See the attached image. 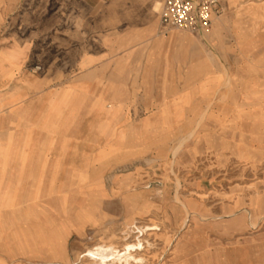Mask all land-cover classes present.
<instances>
[{"label":"rangeland","instance_id":"374dc122","mask_svg":"<svg viewBox=\"0 0 264 264\" xmlns=\"http://www.w3.org/2000/svg\"><path fill=\"white\" fill-rule=\"evenodd\" d=\"M162 1L0 0V51L25 54L19 75L147 92L67 95L64 144L45 145L81 173L36 176L29 201L24 183L1 216L0 264H99V246L131 247L136 260L111 264H264V0H220L203 35L164 32ZM96 97L120 103L107 126Z\"/></svg>","mask_w":264,"mask_h":264},{"label":"crops","instance_id":"0c3cea01","mask_svg":"<svg viewBox=\"0 0 264 264\" xmlns=\"http://www.w3.org/2000/svg\"><path fill=\"white\" fill-rule=\"evenodd\" d=\"M80 1L89 5L88 7H93L98 2V0L97 2L96 0ZM20 52V48L16 46L0 51V222L2 221L1 216L3 213L8 209H17L22 203L21 198H18V195H21L19 190H21L24 183L28 185L30 178L32 183L31 193L26 194L29 197L24 198L25 201L35 199L37 192L35 188L36 176L39 177L46 173L59 175L73 171L77 173V169L81 173V168L75 166L68 170L67 164L69 162L72 164L74 161L71 158H67L65 151L62 150L63 148L60 147L57 151L58 153L55 152V154L54 152L51 153L53 148L49 144L48 146L45 145L50 142L51 137L64 144V136L60 127L68 94H109L114 96L118 94L147 93L145 90L146 86L143 85L146 82L140 84L138 89L143 90L138 92L132 91V89H137V87L131 86L126 88L127 91L118 90L113 82H108L106 87L97 86L98 82L93 80L96 78L92 76L93 73L78 78L79 80H76L74 85H68L64 89L51 90L50 87L47 88L45 86L44 82L42 84L36 82L34 76L28 72L18 74V68L20 69L26 61L25 54L21 55ZM118 73H120L119 70L113 71L111 75L107 76V79L125 78V76H117ZM141 78L147 79L148 76L142 75ZM36 95L38 96L35 97ZM93 101L95 108H99V105L105 106V103H107L105 107H107V113L111 114V116L105 115L107 116L105 125H109V122L114 120V113L120 108L119 101L111 99L105 102L98 97ZM112 106L113 108H111ZM91 121L99 124L98 117ZM51 124L52 128L50 130L45 129L46 126L51 127ZM35 127L43 132L42 136L40 135L41 139L38 138L40 140H36V137L32 134V130ZM37 142L44 145L35 146ZM54 149L56 148L54 147ZM38 150L40 151L38 152ZM79 157L81 158V156ZM22 159L25 161L24 167L19 166ZM54 166H57V168L54 169ZM18 174H24L23 182L18 188H14L13 191L10 182L17 181L16 177ZM32 189L34 190L33 195ZM48 190H54V186L51 184ZM4 194L16 198L18 203L14 208L6 207L10 203L4 197Z\"/></svg>","mask_w":264,"mask_h":264},{"label":"built area","instance_id":"2783aa9c","mask_svg":"<svg viewBox=\"0 0 264 264\" xmlns=\"http://www.w3.org/2000/svg\"><path fill=\"white\" fill-rule=\"evenodd\" d=\"M220 12V0H163L160 27L164 32L174 29L203 35Z\"/></svg>","mask_w":264,"mask_h":264},{"label":"bare ground","instance_id":"6f19581e","mask_svg":"<svg viewBox=\"0 0 264 264\" xmlns=\"http://www.w3.org/2000/svg\"><path fill=\"white\" fill-rule=\"evenodd\" d=\"M159 6L160 3L157 2L154 6V12L159 11ZM130 250L131 247L129 246L124 250V253L119 254V251L113 250L112 247L108 249L105 246H99L95 249L89 250L88 256L94 258L99 264H111L112 262L121 259H124L126 262L132 258L136 260V258L130 254Z\"/></svg>","mask_w":264,"mask_h":264}]
</instances>
